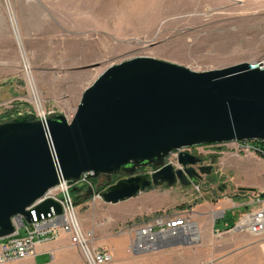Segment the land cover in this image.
<instances>
[{
  "label": "water",
  "instance_id": "95a60500",
  "mask_svg": "<svg viewBox=\"0 0 264 264\" xmlns=\"http://www.w3.org/2000/svg\"><path fill=\"white\" fill-rule=\"evenodd\" d=\"M236 142H264V63L198 72L140 56L112 65L84 91L71 121L59 112L46 121L34 112L0 120V241L15 234L14 217L31 223L28 208L60 178L76 184L77 195L87 175L97 185L84 199L100 191L105 203L118 204L162 186L198 187L212 166L190 153H180L179 168L167 158ZM146 168L154 171L141 174ZM51 208L62 213L51 199L37 210ZM192 245L169 239L155 251Z\"/></svg>",
  "mask_w": 264,
  "mask_h": 264
},
{
  "label": "rangeland",
  "instance_id": "374dc122",
  "mask_svg": "<svg viewBox=\"0 0 264 264\" xmlns=\"http://www.w3.org/2000/svg\"><path fill=\"white\" fill-rule=\"evenodd\" d=\"M0 1L9 25H37L44 30L46 24L47 32L53 34V48L47 52L41 47L18 45L20 99L0 103L1 120L38 113L33 105L32 81L43 111L63 113L71 121L84 91L107 68L134 57H153L198 72L264 63V0H28L34 9L31 14L24 6L26 0ZM226 145L200 147L203 155L217 153L219 162L198 187L178 183L148 190L175 197L172 208L186 204L208 212L219 230L229 229L211 234L208 256L197 252L179 258L178 264H264V238L236 230L240 219L251 211L246 204L253 192L243 194L234 186L229 167L233 169L238 161L231 157L222 164L221 158L224 149L235 152L237 144ZM224 198H234L239 204L222 218L227 206L217 204ZM78 202L84 230L97 238V245L112 252L110 264H172L158 259L159 250L143 255L130 250V226L164 212L129 220L121 218L122 211L115 204L94 196ZM20 234L25 236V230ZM199 241L198 235L192 247L199 249Z\"/></svg>",
  "mask_w": 264,
  "mask_h": 264
},
{
  "label": "built area",
  "instance_id": "2783aa9c",
  "mask_svg": "<svg viewBox=\"0 0 264 264\" xmlns=\"http://www.w3.org/2000/svg\"><path fill=\"white\" fill-rule=\"evenodd\" d=\"M26 70L31 81V71L27 67ZM31 87L33 105L38 109L36 115L38 119L46 121L49 114L43 111L39 93L32 81ZM235 144L237 146L234 153L238 156L254 154L264 158V142H239ZM182 152L203 155L200 147L183 149L172 153L167 158L166 164L179 168L178 159ZM80 182L86 183L87 186L78 195L83 196L89 187L93 189L95 187L93 182L87 179V175H84ZM75 185L60 178L59 184L54 189L49 191L38 203L28 208L31 216L30 224H23L25 220L23 215L13 218L16 232L13 236L0 241V264L23 261L35 255L37 242L48 243L63 236H67L71 246L79 249L82 253L83 264H110L113 262L112 252L106 248H96L92 242L93 234L85 231L80 222L77 196L72 193ZM93 196L94 199H102L100 191H95ZM248 197H250V202H247L246 205L251 207V211L240 219L236 230L248 232L259 239L264 238V197L262 193L257 192H253ZM48 199L61 206V214H57L54 208H51L48 213H38V205ZM192 225L195 224L187 215L172 217L167 213L133 224L130 226L133 234L130 250L135 255L147 254L154 252L159 243L169 239L195 243V237L190 229ZM22 229L26 232L23 237L20 234Z\"/></svg>",
  "mask_w": 264,
  "mask_h": 264
},
{
  "label": "crops",
  "instance_id": "0c3cea01",
  "mask_svg": "<svg viewBox=\"0 0 264 264\" xmlns=\"http://www.w3.org/2000/svg\"><path fill=\"white\" fill-rule=\"evenodd\" d=\"M0 5L3 7L0 9V103H7L20 99V86L19 82L16 81L18 79L17 71H20L18 45L23 43L24 45L35 49L41 47L47 52L48 48H53V34L47 32L46 24L44 30L37 25H34V27L26 26V24H19L17 27L9 25L1 1ZM24 6L30 14L31 10H34L31 1L26 0ZM230 145H232V143L227 144L225 147L229 148ZM231 157L238 161V164L235 165L233 169L229 167V170L232 171V182L236 189L240 192L242 190H250L257 193H264V158L254 154L238 156L235 155L234 152H230L229 149H224L221 158L222 164L228 162ZM174 199L176 198L171 197L170 194L166 195L162 193L160 194L159 192L156 193L155 191H146L135 198L115 204V206L122 211L120 214L121 218H129V220L138 219L143 216L148 217L157 212H164L172 217L180 215H187L190 217L191 221L198 228L200 238L199 244H201L199 249L189 246L159 250L157 251L159 252V260H165V262L166 260H170L172 261V264H178L180 260L179 258L183 260V257H188L197 252L208 256V243L211 234L214 233L219 235L221 232L224 233L229 229L225 231L219 230L215 221L209 217L208 212L197 210L193 206H186L185 204V206L182 207L176 205L172 208V200ZM235 201L234 198L233 200L230 198H224V200L221 201L219 200L217 205L221 206L226 204L227 206L225 207L227 211L223 213L221 216L222 218L225 217L226 212L233 210V208H235L234 206L239 204L235 203ZM78 205L79 202H77V206ZM79 207H81V205H79ZM80 222L82 223L81 220ZM98 226L101 227V225ZM227 226L228 224H226V227ZM93 245L96 248L108 249V247L104 245H97V238H94ZM35 248L36 253L34 256L19 263L83 264L82 253L79 249L71 246L70 240L67 236H63L48 243L37 242Z\"/></svg>",
  "mask_w": 264,
  "mask_h": 264
},
{
  "label": "flooded vegetation",
  "instance_id": "af4514ba",
  "mask_svg": "<svg viewBox=\"0 0 264 264\" xmlns=\"http://www.w3.org/2000/svg\"><path fill=\"white\" fill-rule=\"evenodd\" d=\"M196 152V151H195ZM217 154V153H216ZM197 155V154H193V155H196V156H201L202 159H203V166H212L213 167V170L212 172H214L215 170V166L218 164L219 162V157L217 155ZM199 168V165L196 166V170H198ZM141 174H146L148 173L147 170L145 171H141L140 172ZM126 178V176H120L118 177L116 180H120V179H124ZM98 183V182H97ZM202 183V182H201ZM192 185V184H191ZM190 185V186H191Z\"/></svg>",
  "mask_w": 264,
  "mask_h": 264
},
{
  "label": "bare ground",
  "instance_id": "6f19581e",
  "mask_svg": "<svg viewBox=\"0 0 264 264\" xmlns=\"http://www.w3.org/2000/svg\"><path fill=\"white\" fill-rule=\"evenodd\" d=\"M190 229L192 231L193 236L195 237V240H197L198 239V235H199L197 226L196 225H192L190 227Z\"/></svg>",
  "mask_w": 264,
  "mask_h": 264
},
{
  "label": "trees",
  "instance_id": "16d2710c",
  "mask_svg": "<svg viewBox=\"0 0 264 264\" xmlns=\"http://www.w3.org/2000/svg\"><path fill=\"white\" fill-rule=\"evenodd\" d=\"M9 117V116H8ZM4 118H7V117H4ZM1 120V119H0ZM247 192V190H242L241 191V193H243V194H245ZM76 196H79V197H77L76 199H77V202L79 201V200H81V198L83 197L82 195H76ZM233 228V227H232Z\"/></svg>",
  "mask_w": 264,
  "mask_h": 264
}]
</instances>
